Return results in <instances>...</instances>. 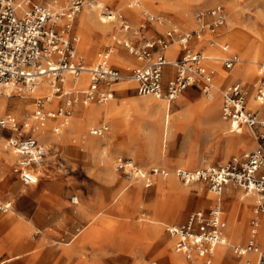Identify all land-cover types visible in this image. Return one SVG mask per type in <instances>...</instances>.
Returning a JSON list of instances; mask_svg holds the SVG:
<instances>
[{
    "label": "rangeland",
    "instance_id": "374dc122",
    "mask_svg": "<svg viewBox=\"0 0 264 264\" xmlns=\"http://www.w3.org/2000/svg\"><path fill=\"white\" fill-rule=\"evenodd\" d=\"M128 1L131 0H101L110 9L119 10L125 14L130 24V30H122L119 27V21L116 20L110 22L109 40L102 38V35L100 38L91 33V38L96 40L94 41L97 44L96 51L103 52L114 48L126 58L121 65H112L122 71L125 75L124 78L129 76L132 69L139 66L140 63L132 61H136V56L130 53L122 43L110 41L112 35L118 36L121 40L127 34L130 40L139 44L144 37H159L171 27H178V31L184 32L199 26L194 24L193 27L183 28L179 25L180 18L175 0H145L144 4L148 1L149 12L155 16L151 22L146 20V16L142 12L144 6L127 8ZM230 1L232 0H188L191 15L194 17L198 12L207 13L214 5L221 4L226 13V21L222 26L224 31L228 29L229 32L235 31L239 35L247 34L246 36H250L251 40L258 39L257 33L264 37V0H235L239 4L237 8H233ZM69 3L70 0H58L54 7L59 8ZM85 8L86 6H81L74 21V33L79 36L76 46L85 55L87 63L96 64L99 63V60H90L85 47L78 46L82 36L80 32L83 30L78 23V16ZM96 16L98 17V15ZM205 18L210 20L211 17L206 14ZM214 37L220 43L230 45L232 52L229 55L241 57L238 47L233 46L227 38ZM207 42L208 46L204 54H208V48L212 47L209 41ZM195 43H197L196 40ZM172 45H178V43L174 42ZM238 45L242 49L247 47L245 42H239ZM199 46L203 48L205 44ZM213 47L215 48L214 52L226 53L222 45L218 46L217 44ZM251 52L252 50H249V57L252 56ZM263 58H259L257 62L247 63L250 67L248 78L241 79V83H246L245 86L249 93L253 94L254 76L257 73L258 63ZM209 62L218 65L213 67L217 73L214 76V81L219 87L222 98V91L231 84L229 78L221 74L218 75L219 69L225 70L221 67L224 66V59ZM127 66H131V68L128 69ZM236 67L235 65L233 70ZM166 72L169 73L168 67ZM136 86L137 83H115L109 86L117 89L113 98L105 102L89 101V105L108 106L110 113L107 119L104 117L89 119L82 116L76 105L77 103L82 104V101L75 102L74 110L67 117V121H71L73 117L78 116L81 122L77 125L71 123L66 126L60 125L61 123H58V120H61L60 117H48L52 119V129L54 130L52 131L58 134L57 141L49 143V151L44 159V165H42L46 174H40L38 184L34 185H24L14 173L15 154L12 150L5 148V143L9 137L34 136L37 120L32 117V114L37 108L36 100L41 96L35 93L28 96V92L20 90L12 91V95L9 96L10 102L4 109H0V117L6 114L15 117L17 129L0 128V152L5 155L0 158L4 161L7 158L10 162L8 172L3 173L0 179L7 180L17 187L13 186L9 193H3L1 190L4 189L6 182L0 186V204L9 199L12 200V207L9 211L5 213L0 208V236L6 232L5 241L13 243L9 246L10 256L16 258L8 260L9 257H1L0 264L6 260L9 262L4 264H97L99 262L101 264H131L133 259L135 263L139 257L135 260L134 257L126 256V253H134L138 249L148 251L152 244L155 247L161 239L169 237L166 230L168 224L183 221L192 211L208 208L214 204V199L208 198V195L213 192L209 191L205 183L199 181L184 183L177 176L176 169L179 167L194 169L207 166L204 164L205 162H209V165L217 164L232 156L243 157L251 152H264V143L257 137L258 129L252 130L249 127H244L245 142L237 143L230 137L228 129L219 125L218 119L226 122L227 126L229 124L222 118L221 109L218 119L193 117L196 113H200L199 106L187 109V116L184 114V104L179 103L181 94L171 102L170 117L169 122L166 123L167 130L165 132L163 119V125L160 128L163 144L158 146L155 142L148 143L128 129L129 120L125 118V113L134 112L132 98L151 95L139 94ZM194 89L197 96L203 97L204 102L210 100L200 88L194 87ZM63 93L56 101L55 110L65 104L68 95ZM161 99L167 101L165 98ZM15 100L21 102L23 106L21 109L17 107ZM102 121L109 122V129L104 132L105 135L101 138L104 141L108 140L104 143L106 145L105 157L109 158L108 165L102 164L98 155L92 154L82 146L86 139L96 137V134L90 133V128ZM49 122L51 120L47 121L46 125ZM26 123L30 124L29 130ZM143 126L153 135L158 130L156 126L147 123L146 120L143 121ZM230 133L235 135L237 132ZM129 143L131 145L134 143L135 148L127 147ZM118 156L130 158L142 169L149 170L152 167H158L164 169L165 173H154L152 183L147 186L144 180L139 177L115 171L114 164ZM21 187H25L28 190L27 193L20 192L19 188ZM234 190L239 193L244 192L241 188H234ZM74 196L78 198L76 203L71 200ZM233 198H235L234 195L231 197L228 194L226 198L222 199V226L226 235L229 232L231 207L240 202L236 197L237 202H233L231 205L230 201ZM80 202L87 208V214H81L78 211ZM254 202L255 200H252L245 210L249 211V215L242 225L246 234L253 215ZM38 210L41 212L40 217L37 216ZM80 215L87 219L79 217ZM234 219L233 224H235ZM261 220L260 237L264 247V212ZM153 225H157L160 240L156 238L155 242L153 241L150 245L146 244L147 247L143 248L141 245L145 242L140 241L139 238L148 233L151 234ZM82 228L84 235L82 236L88 239L72 246L79 236L75 235ZM231 230L233 229L231 228ZM227 237L230 246L220 245L224 247L225 254L219 255V250H216L214 264H249L244 262L245 257L238 256L233 251V246L244 243L246 237L237 241H234L230 235ZM40 239L42 247L38 246ZM71 239L72 242L67 244ZM169 242L171 244V241ZM0 246L2 245L0 244ZM68 246H72L71 251L66 250ZM112 246L116 251L121 250L122 252L116 255ZM173 248L174 246L171 250ZM153 252L154 250L145 254L147 262L158 258L167 264L165 256L155 255ZM17 253H21V255Z\"/></svg>",
    "mask_w": 264,
    "mask_h": 264
},
{
    "label": "built area",
    "instance_id": "2783aa9c",
    "mask_svg": "<svg viewBox=\"0 0 264 264\" xmlns=\"http://www.w3.org/2000/svg\"><path fill=\"white\" fill-rule=\"evenodd\" d=\"M84 0H70L64 7L56 9L46 0H0V94L9 87L20 91L32 92L42 85L52 95L64 92L66 77H77L81 72L88 73V84L83 91H68L65 104L56 110H45L44 101L49 95L36 100L37 108L32 116L36 119L60 117L67 121L72 113V105L77 101L88 100L105 102L113 97L114 89L109 87L124 78L122 71L107 63L109 51L104 50L103 60L93 67L85 64L79 56L75 43L74 21ZM143 0H131L129 7L139 6ZM109 6H104L103 13L111 18ZM146 20L151 22L155 16L142 9ZM211 18L207 20L205 15ZM111 21H119L122 30H130V24L123 13H114ZM199 26L190 31L180 32L171 27L156 38H143L137 44L130 39L121 38L119 43L126 46L136 58L143 60L154 55L148 63L132 69L128 78L137 83L139 94H152L174 101L189 86L197 85L207 96L213 95V77L215 69L206 65L205 55L194 50L191 41L202 39L206 32L214 33L226 20L223 5H214L207 13L198 12ZM177 42L180 46L178 56L168 61L163 51L169 44ZM237 56L224 59L227 67L237 62ZM172 66L174 74L164 83L165 66ZM257 77L253 82L255 98L264 102V60L258 63ZM76 93V94H74ZM248 90L241 82L230 84L222 91V117L229 121L234 131L242 127L258 129V139L264 143V116L248 107ZM0 128L17 129L15 117L6 114L0 117ZM108 126L102 123L93 127L90 133L102 135ZM5 148L16 155L13 171L25 184H35L39 175L35 171L43 163L49 148L34 136L9 137ZM114 169L128 175H134L150 185L156 172L165 173L164 169L152 167L142 169L130 158L117 157ZM177 176L184 182L202 181L208 188L220 196L228 186L241 188L254 196L253 215L247 242L233 246V251L243 256L247 253L257 255V264H264V248L260 245L261 215L264 212V152H251L243 157L232 156L217 165L196 169H176ZM78 201L77 196L71 198ZM7 205L0 208L6 209ZM168 234L174 239V249L182 253L190 264H211L217 245L225 244L226 235L222 230V207L216 202L206 209L192 211L182 223L166 226ZM147 264H162L151 260Z\"/></svg>",
    "mask_w": 264,
    "mask_h": 264
},
{
    "label": "bare ground",
    "instance_id": "6f19581e",
    "mask_svg": "<svg viewBox=\"0 0 264 264\" xmlns=\"http://www.w3.org/2000/svg\"><path fill=\"white\" fill-rule=\"evenodd\" d=\"M39 0H36L35 2H38ZM57 1L58 0H46V3L51 6L54 7L57 5ZM33 2V1H32ZM145 0H143V2L141 3V5L139 6H134V7H145L143 9H146L148 11H150L149 9V4L148 1L144 4ZM129 3V1H128ZM128 3L126 4L127 8H133V7H129ZM230 4L232 5L233 8H237L238 7V2L235 0L230 1ZM84 6H86L85 10L81 11L80 15L78 16V23L80 24V26L82 27V31L81 33V41L79 42L80 48H84L86 50V53L88 55V58L90 60H99V62H101L103 60L102 55L103 52L100 51H96L95 48L97 46V44L94 42L96 40L93 39V37L91 38V33L96 35V37H100L102 35V38H107L108 39V32L111 30V26H110V22L111 19L113 17L116 18V16L114 15V13H123L119 10H112L111 9V13L112 15L110 16L111 18H109L108 16H106L103 13V8H104V3L101 2V0H85L83 1ZM189 2L188 0H175V6L178 10V16L180 18V24L181 27L183 28H190L193 27L194 24H198L199 25V19L197 17V15H195V17L193 15H191V11H190V6H189ZM66 6V5H65ZM64 7V6H61ZM59 7V8H61ZM55 8V7H54ZM56 8V9H59ZM140 9V8H139ZM138 9V11H140ZM137 12V11H136ZM124 14V13H123ZM98 15V17L96 16ZM137 15V14H136ZM118 20V19H117ZM116 21V20H115ZM226 21V20H225ZM145 22V21H144ZM144 24V23H143ZM225 24V23H224ZM223 24V25H224ZM221 25V26H223ZM218 27L216 29V31L214 33H210V32H206L202 39L200 40H196L197 43L198 42H202V41H209L210 45L212 47H209V53L208 54H204L206 57L205 62L207 63V60H212V61H219L221 59H226L227 55L230 54L231 48L230 45L228 43L222 44L220 43L217 39H215L214 36L216 37H221V38H227L230 42H232L233 46H237L241 52V57L237 56V64H236V68L233 71H226V70H220L218 72V75L221 74L224 77L231 79H234L235 72L236 71H240L241 69H244L246 71V73H249L250 67L249 65H247L248 62L251 61H255L257 62L259 60V58L264 57V37L262 34L257 33V35L259 36L258 39L256 40H251L250 36L247 37L246 35L243 34H238L235 31H231L229 32L228 29H225L226 31L223 30L222 27ZM176 29H178V27H174ZM77 35V34H76ZM119 35V34H118ZM211 36V37H210ZM125 39H129V35L125 34L124 37ZM79 40V36L77 35V41ZM109 40V39H108ZM217 40V41H215ZM76 41V43H77ZM112 42H118L119 41V37L112 35L111 36V40ZM192 42V41H191ZM239 42H245V44L247 45L246 48L242 49L238 44ZM75 43V46H76ZM96 44V45H95ZM218 46L222 45L223 49L227 51V54H221V53H217L214 52L215 48L213 47L214 45ZM170 45V44H169ZM179 44L178 45H172L171 46H167L163 49L165 55H166V59L168 61H172L174 60L176 57V54L179 50ZM76 50L79 56H82L84 58L85 64H87L90 67L95 66L98 63H87V60L85 58V55L79 51L78 47L76 46ZM249 50H252V56L249 57ZM225 55V56H224ZM235 56V55H233ZM125 57H123L121 54H119L114 48L109 50V55L107 58V63L110 65H121L123 63V61H125ZM154 59V55H152L150 58L148 59H143L140 60L138 58H136V61L132 60L134 63L138 62L140 63V65L146 64L148 63L150 60ZM264 60V58H263ZM234 64V65H235ZM127 68H131V66H127ZM257 71V69H256ZM257 74V73H256ZM88 73L83 71L81 72L77 77L72 78V77H66L65 78V83H64V93L68 92L70 90L76 92V91H83L85 89V87L88 84ZM136 83L134 80H132L131 78H123L120 81L116 82V83ZM115 84V83H112ZM109 85V86H112ZM213 87L215 88L213 90V95L210 98L209 101H206V106H207V116H213L214 118L218 119V113H219V109L222 105V98L220 95V90L219 87L216 85L214 78H213V83H212ZM132 86V85H130ZM14 90H19V89H15V87H9L7 89H5L1 94H0V109H4L8 103L10 102L9 96L12 95V91ZM8 92V93H7ZM39 94V96L41 97H45L46 95H49V99L44 101V109L45 110H51L54 111L55 109H51L53 107H55L57 105V100L58 97H61V95H52L49 93L48 89L45 88L44 86L40 85L37 88H35L34 91L32 92H28V96L29 94ZM255 91L253 94H251L249 96V100H248V106L255 109L256 111H258L259 115H263L264 114V102H261L260 100L256 99L254 97ZM43 95V96H42ZM15 103L17 105V107L19 109H21L23 106L21 104V102L15 100ZM77 103V102H76ZM75 104V103H74ZM72 105V111H73V106ZM103 104V103H102ZM132 104L134 107H132V110L134 112H128L125 113V118L129 120V124H128V129L133 132L136 133L138 135L139 138H143L145 139V141H147L148 143H152L155 142L156 145L160 146L162 145V140H161V135H160V128L163 125V119H164V132L165 130H167V124L169 122V117H170V110H171V102L164 101L161 98H157V97H152L151 95L146 96V97H142V98H132ZM79 107L80 113L82 116H86L89 119H101V117H104L105 119H107V117L109 116V108L108 106H101V104H93V105H89V100L86 103H82L76 104ZM33 117V116H32ZM34 118V117H33ZM45 117L43 119H36L37 123L35 124V133L34 136H36L39 140L40 143L44 144L45 146L49 147V143L51 141H57V132H53L54 130L52 129L53 124H52V119ZM49 124L46 122L50 121ZM146 120L147 123L152 124L153 126H156L158 128L157 132L155 135L151 134L150 132H148L147 128L143 126V121ZM56 121V120H54ZM36 122V121H35ZM33 122V123H35ZM81 122V119H79L78 116H75L71 119V121H63L62 120H58V123H61L60 125L64 124L69 125L70 123L73 125H77ZM219 124L221 125V127L228 129V133L230 134V137L237 143H243L245 142V138L246 135L244 134V127H242L240 130L235 131L237 133H235V135H232L230 132H234V129L231 125V123L225 124V122L221 121L220 119H218ZM104 123V122H103ZM105 125L108 126L109 129V125L107 123H104ZM27 126V129L29 130L30 124L26 123L25 124ZM34 125V124H33ZM101 125V124H100ZM25 126V127H26ZM99 126V125H98ZM93 127H97V126H93ZM91 127L90 130L93 128ZM31 128V127H30ZM31 130V129H30ZM53 130V131H52ZM152 130V129H151ZM108 132V131H107ZM167 132V131H166ZM105 134L103 133L102 135H96V137H90L89 139H86L85 141H83V148L87 149L89 151L92 152V154L98 155V159L102 164H106L108 165L109 163V158L105 157V148L106 145L104 144L107 141H104V139H101L102 136H104ZM144 143V142H141ZM56 145V144H54ZM55 147V146H54ZM127 147L129 148H135V145L133 143V145H131V143H129V145L127 144ZM140 147V146H139ZM51 149V148H50ZM142 149V148H141ZM156 150V149H155ZM53 151V150H51ZM145 151V150H144ZM143 151V152H144ZM12 153V152H11ZM1 152H0V156H1ZM150 154V153H149ZM11 155V154H10ZM5 156V155H4ZM7 157V156H6ZM120 157V156H118ZM133 161V160H132ZM134 162V161H133ZM135 163V162H134ZM204 164H206L207 166H209V162H205ZM42 165H44V163H39L36 166V172L39 175L38 181L35 184H38L39 180H40V174H46L44 172V169L42 168ZM139 166V165H138ZM140 167V166H139ZM134 176V175H133ZM135 177V176H134ZM45 178V177H44ZM49 180V179H48ZM32 185V184H31ZM34 185V184H33ZM14 187H17L16 185H13ZM43 187V186H42ZM20 192H22L23 194L27 193V189L25 187H21L19 188ZM38 193V192H37ZM42 193V192H41ZM226 193H228V191H226ZM225 194H221L219 197H216L213 193L208 195V198H212V199H216L217 201L222 200L225 197ZM40 196V195H39ZM238 198L240 200L239 203L237 204H233V208L232 210L235 209L234 212V217H235V224L231 225V228L234 230L235 226H237V235L241 236L242 232H241V225L243 224V222L245 221V219L247 218V216L249 215V211H245L247 208V205L254 200V196L251 193H245V192H240L238 193ZM6 203H8V207H6V209H3L5 212L9 211V209H11L12 207V200H7L6 202L0 204L5 206L7 205ZM235 207V208H234ZM242 210V211H240ZM78 211L81 214H87V208L85 207V205L80 202L79 207H78ZM20 215V214H19ZM157 229L153 228V232L150 234H146L143 235V237H140V241L145 242V244L141 245L144 247H147V245H150L153 243V241L156 239L157 236ZM169 241H171V243H173V239L169 238ZM228 244V239L226 237L225 239V244ZM222 244H219L216 246L215 248V252H214V256L212 259V263H215V258H216V250H219V255H224L225 254V249L223 246H220ZM174 249V248H173ZM175 252L172 253V264H187V262L185 261V258L178 253L175 249ZM24 252V251H23ZM21 252V253H23ZM21 253H17L18 255H21ZM135 253V252H134ZM16 254V255H17ZM248 254V253H247ZM247 254H245V259L244 262H247L249 264H255V257H251L248 258ZM142 261H140L138 264H142L143 262H146L147 259L143 258L141 259ZM142 262V263H141Z\"/></svg>",
    "mask_w": 264,
    "mask_h": 264
},
{
    "label": "crops",
    "instance_id": "0c3cea01",
    "mask_svg": "<svg viewBox=\"0 0 264 264\" xmlns=\"http://www.w3.org/2000/svg\"><path fill=\"white\" fill-rule=\"evenodd\" d=\"M222 27V26H221ZM154 30V29H153ZM194 41L195 40H193L192 42H191V45L193 46V49L194 50H198V51H201L203 54H204V51L206 50V48H207V46H208V42L207 41H202V42H198V43H195L194 44ZM202 44H205V47H203V48H201L199 45H202ZM223 48V47H222ZM224 50V49H223ZM226 53H225V55L227 54V51L226 50H224ZM232 51V50H231ZM179 52H180V47H179V50H178V52H177V54H176V56L175 57H177L178 56V54H179ZM224 55V56H225ZM229 56H231V55H227L226 57H229ZM209 61H212V60H209ZM208 60H207V63H206V65L207 66H209V67H211V68H213L214 66H218V65H215V64H213V63H211V62H209ZM237 64V63H236ZM235 64V65H236ZM235 65H233V67H227L225 64H224V66H221L223 69H225V70H230V69H232L233 70V68L235 67ZM169 68V73L168 72H166V68ZM257 71H258V67H257ZM174 72H175V69L172 67V66H170V65H168V66H165V69H164V83H166V81H167V79L169 78V77H171L173 74H174ZM258 73V72H257ZM215 75H217V73H215ZM214 75V76H215ZM235 77H234V79H231V80H229V81H231V84H233V83H235V82H241V79H247L248 78V75H247V73H246V71L244 70V69H241L240 71H236L235 72ZM256 77H257V74H255V76H254V78L256 79ZM214 78V77H213ZM244 85H246V83H243ZM194 87H197V88H200L199 86H189V87H187L182 93H181V97H180V99H179V103H183L184 104V106H185V110H184V114H186L187 116H188V114L186 113V110L187 109H189V108H191V107H195V108H198V106H199V108H200V113L198 112V113H196L193 117H200V118H202V117H204V118H207V117H213V116H207V104H206V102H204L205 100H203V97L202 96H197L196 95V93H195V89H194ZM114 89V88H113ZM116 91H117V89H114V93H116ZM254 91H255V88H254V90H253V93H254ZM252 94V92L251 93H249L248 92V96H247V98H248V100H249V96ZM149 95V94H148ZM152 95V94H151ZM113 96H114V94H113ZM155 96V95H154ZM155 97H157V96H155ZM254 97H255V94H254ZM113 98V97H112ZM157 98H162V97H157ZM130 101V100H129ZM116 102H118V101H116ZM120 103V102H119ZM55 107H57V105L55 106ZM55 107H53V108H51L52 110L53 109H55ZM250 108V107H249ZM220 109H221V116H222V105H221V107H220ZM220 109H219V111H220ZM251 109V108H250ZM74 110V109H73ZM253 110V109H252ZM255 110V109H254ZM262 116H264V114L262 115ZM52 118V117H51ZM223 118V117H222ZM224 119V118H223ZM225 120V119H224ZM227 121V120H226ZM103 122H106L108 125H109V122H107V121H102L101 123H99V124H97V125H95V126H98V125H100V124H102ZM227 122H229V121H227ZM230 123V122H229ZM225 124H226V122H225ZM220 125V124H219ZM221 126V125H220ZM223 128V127H222ZM226 129V128H225ZM2 153V152H1ZM1 156H4L3 155V153L1 154ZM0 156V157H1ZM224 157H225V155H224ZM223 157V158H224ZM222 158V159H223ZM230 158V157H229ZM228 158V159H229ZM15 159H16V155H15ZM228 159H226V160H228ZM225 160V161H226ZM224 161V162H225ZM14 162H15V160H14ZM14 162H13V164H14ZM10 162L7 160V158H6V160L4 161V160H2L1 158H0V177L2 176V174L3 173H7L8 172V166H10V164H9ZM221 163H223V160H221V162L220 163H217V164H221ZM217 164H211V165H217ZM202 167H205V166H202ZM179 168H182V167H179ZM198 168V167H197ZM185 169H188V168H185ZM194 169H196V168H194ZM16 174V173H15ZM17 175V174H16ZM21 181V180H20ZM0 182H1V184H0V186L1 185H3V183H5L6 182V185H4V189H2L1 190V192L3 191V193L5 192V193H9L10 192V190L13 188V185L11 184V183H9L7 180H4V179H0ZM22 182V181H21ZM199 182H202V181H199ZM23 183V182H22ZM204 183V182H203ZM24 185H31V184H25V183H23ZM205 185L207 186V184L205 183ZM207 188H208V186H207ZM234 188H238V187H234V186H231V185H228L225 189H224V192L223 193H225L226 191H228V193H226V195H225V198H226V196H228V194L232 197L233 195L235 196V198H233V199H231V201H230V204L232 205L233 204V202H237V198H238V191H236V190H234ZM209 189V188H208ZM209 191H211L210 189H209ZM212 192V191H211ZM222 193V194H223ZM216 197H219L218 195H216L215 193H213ZM233 194V195H232ZM237 197V198H236ZM224 199V198H223ZM255 200V199H254ZM222 201L223 200H220V201H217L216 199H214V204L216 203V202H220V204H221V207H223L222 206ZM255 203V202H254ZM232 208H233V206L231 207V212H230V225H229V232H228V234L226 235V233H225V231H224V229H223V226H222V230H223V233L226 235V237L227 236H231L232 238H233V240L234 241H237V240H240V239H243V238H245L246 237V240H245V242L244 243H242L241 245H243V244H245L246 242H247V239H248V235H249V230H250V223H249V228H248V230H247V234H246V231H245V229H243V227H242V225H241V232H242V236L240 237V236H238L237 235V233H236V231H237V226H235V228H234V230H231V225H232V222H233V219H234V212H235V209L234 210H232ZM235 208V207H234ZM201 209H206V208H201ZM223 209V208H222ZM6 213V212H5ZM40 215H41V212H40V210H38L37 211V216L38 217H40ZM79 217H82V218H86L87 219V217H85V216H83V215H80ZM188 217V216H187ZM187 217H186V219H187ZM261 218H262V215H261ZM185 219V220H186ZM247 219V218H246ZM245 219V220H246ZM185 220H183V221H178V222H173V223H182V222H184ZM251 220V219H250ZM261 222H262V220H261ZM244 223V222H243ZM152 228H155V229H157V225H153V226H151ZM84 228V227H83ZM83 228L80 230V232L79 233H77L75 236L77 237L78 235V237L76 238V241L73 243V245L72 246H74L76 243H80V242H83L84 240H87L88 238H86V237H83L84 235L82 234V231H83ZM261 229V228H260ZM83 235V236H82ZM168 238H163V239H161V241H159L158 242V244L154 247V245L152 244V247L148 250V251H144V250H137L135 253H129V254H127L126 253V256H131V257H134L135 258V260L139 257V259L134 263V259L132 260V262H131V264H138L140 261H142L141 259H143V258H145V254H147L149 251H152V250H154V254L155 255H159V254H162L163 256H165V261H166V263L167 264H172V260H173V258H172V253L173 252H175L174 251V249H172L171 250V248L174 246V239L168 234ZM5 238H6V232L4 233V234H2L1 236H0V244L2 245V246H0V258L1 257H4V256H6V257H9V259L8 260H12V258H16V257H12L11 258V253L9 252L10 251V247L9 246H11L13 243L11 242H9V241H5ZM156 238L157 239H159L158 238V233H157V236H156ZM169 238H172L173 239V243H171L170 244V242L168 241L169 240ZM228 238V237H227ZM73 239V238H72ZM72 239L69 241V242H67V244H69V243H71L72 242ZM101 239V238H100ZM91 240V239H90ZM97 240H99V239H97ZM156 240V239H155ZM160 240V239H159ZM41 239L39 240V245L38 246H41ZM7 242H9V243H7ZM155 242V241H154ZM259 242H260V245L262 246V248H264L263 247V245H262V242H261V237L259 236ZM227 245V247L228 246H230V244H226ZM72 246H68V247H66V250L67 251H71V249H72ZM42 247V246H41ZM112 248H113V251L116 253V255L117 254H120L122 251L121 250H117L116 251V249H115V247L114 246H112ZM118 252V253H117ZM179 253V252H178ZM184 258H185V256L182 254V253H180ZM239 256V255H238ZM244 256V255H243ZM247 256H248V258H251V257H255V264H257V255L255 254V253H248L247 254ZM19 257V256H18ZM244 259V258H243ZM2 260V259H1ZM8 260H6L5 262H3L2 264H4V263H6ZM153 260H158V261H160L162 264H164L160 259H158V258H156V259H153ZM185 261L187 262V264H190V261L189 260H187L186 258H185ZM9 262V261H8ZM147 262V261H146ZM146 262H141L142 264H147ZM24 264V263H23ZM97 264H101V262H99V263H97Z\"/></svg>",
    "mask_w": 264,
    "mask_h": 264
}]
</instances>
